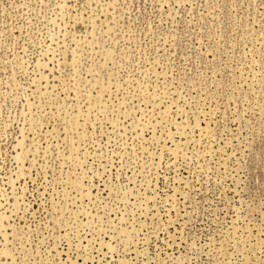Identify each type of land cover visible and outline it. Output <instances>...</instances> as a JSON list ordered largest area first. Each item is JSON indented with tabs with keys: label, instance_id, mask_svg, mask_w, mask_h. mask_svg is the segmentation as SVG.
I'll return each instance as SVG.
<instances>
[{
	"label": "rangeland",
	"instance_id": "obj_1",
	"mask_svg": "<svg viewBox=\"0 0 264 264\" xmlns=\"http://www.w3.org/2000/svg\"><path fill=\"white\" fill-rule=\"evenodd\" d=\"M0 264H264V0H0Z\"/></svg>",
	"mask_w": 264,
	"mask_h": 264
}]
</instances>
